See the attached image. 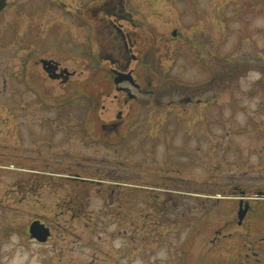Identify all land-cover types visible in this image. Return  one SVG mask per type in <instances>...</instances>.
<instances>
[{"label":"rangeland","instance_id":"rangeland-1","mask_svg":"<svg viewBox=\"0 0 264 264\" xmlns=\"http://www.w3.org/2000/svg\"><path fill=\"white\" fill-rule=\"evenodd\" d=\"M73 3L80 5L78 0H16L0 13V107L5 104L7 109L13 92L20 103L14 109L18 124L0 135L12 147L1 146L0 152L27 149L29 167L48 173L25 174L43 187L41 203L34 193L30 207L12 198L0 202V264H182L183 259L187 264H229L232 253L244 261V253L254 245L261 246L255 250H261L258 257L264 259V243L258 241L264 238V0L128 4V11L144 24L141 53H148V64L155 70L152 86L161 88V107L145 106L142 120L134 125L142 147H135L138 140L132 135L117 150L101 137L73 136L68 124L84 116L80 106L92 98V85L107 106L103 121L117 111L113 81L110 84L100 72L109 63L97 55L108 42H88L77 34L78 27L56 17L53 22L27 14ZM91 44L98 47L93 57L64 54L93 53ZM28 53H55L77 74L60 87ZM91 68L96 74L91 75ZM26 76L35 84L25 86ZM191 91L197 95L188 104ZM157 96L145 95L139 101L147 104ZM5 110L1 108L0 115L9 117ZM108 164H116L127 181L130 215L106 210ZM11 173L0 168V198L14 189ZM77 174L103 182L91 185L95 190L88 201L83 200L88 184L69 178ZM166 190L173 195L175 210L158 215V203L170 197ZM241 199L250 202L252 211L238 225ZM87 203L91 215L72 212ZM35 219L51 229L45 244L25 233ZM241 228L253 229L252 235ZM138 248L143 252L137 253ZM184 253L188 256L179 257ZM171 258L175 262L165 263Z\"/></svg>","mask_w":264,"mask_h":264},{"label":"flooded vegetation","instance_id":"flooded-vegetation-1","mask_svg":"<svg viewBox=\"0 0 264 264\" xmlns=\"http://www.w3.org/2000/svg\"><path fill=\"white\" fill-rule=\"evenodd\" d=\"M11 1L15 2L16 0H7V7L2 12H0L1 14L9 8V4L11 3ZM78 2H80V5H76L75 3H73L74 5L72 6L58 4L57 8L48 6L43 7L40 13L39 9H33L27 12L28 17H30L34 13V15L39 14L44 18H49V21L53 22L55 21L56 17L60 22L65 21L64 23L66 24L76 26L79 29L77 34H82L83 36H86L88 42H93L94 44H96L95 42H108L104 50L98 49L97 55L100 59L109 63V67L101 69L100 72L105 75L104 78L107 79L110 84L113 81L114 89L116 91V94L113 98V103L115 102V104L117 105V111L115 115H113V117L109 118L108 121H103L101 114L108 112L107 106L101 102L102 100L99 99L100 95H96L95 93V85H92V92L90 91L89 94V96H91L92 98L88 101H84V104H81L80 106L85 109L84 116L76 117V120H71L68 122L70 134H72L73 136H78L79 138L83 136L91 140H96L97 138L101 137L109 141L107 146H116V150L121 149L122 145L126 142V139L128 140L130 136L136 135V139L138 141H136L137 144L135 145V147H142V140L140 138L141 133L138 131V128L135 127L142 120V111L144 110L145 106L150 107V105L154 106V104H158V108L161 107L159 96H157L159 94L157 89L161 88H158L157 86H152L153 79L151 77V73L155 70L148 64V53H145V55L141 53L143 49L142 46H140L139 41L143 40L142 35L144 33V24L138 22L135 19L134 15L131 14L127 9L128 4L136 6L138 3L142 2V0H78ZM73 36L75 35L73 34ZM111 42H113V44H111ZM94 44H91V50L93 53L64 54H68L72 57L77 58L93 57L95 49L98 48ZM92 46H94L93 49ZM28 54H30V57H34L32 59L36 60V65H41L45 73V68L42 65L43 61H51V63H48L46 65V69H51L53 78H50L47 73L46 75L50 80L59 82L60 87L68 86L69 82H71L73 77H75V75L77 74L76 70L70 71L68 67L63 66L62 62L54 56L55 53H47V55L45 53ZM64 69H68L69 72H63ZM90 73L91 75L92 73L96 74L92 68ZM117 79L122 81L117 84ZM4 83L5 84L3 87L4 91H6V87L8 85L6 84V81ZM30 84H35L33 83V80H31L30 76L24 77V85L28 86ZM143 85L145 86L143 87ZM8 91H14V88ZM190 93L193 94L191 95V97H188L185 102L188 101L192 103L194 97H196L197 95L196 91H191ZM155 94L157 96L156 100H153L151 102L147 101V104H144L139 101V99L145 95L152 96ZM13 96L14 92L13 94H11L10 100H7L6 110L4 106L5 104L0 107V112L1 108H3V110L7 111L6 114H9V117H4L2 116V114L0 115V135L6 133H4L5 128L10 129L12 126L14 128L15 125L19 122L17 121V117L14 115V109L20 103L16 102ZM66 103H73V101H66ZM197 103L201 104V101L199 100ZM23 105L26 108L28 107V105ZM26 122L30 121L27 120ZM26 122L24 123L26 124ZM121 127L126 130L121 131ZM98 128H100L99 132L97 130ZM150 136L152 137L154 135ZM19 145L26 146L27 143L20 142ZM1 146H5L6 148L12 147V142H2L0 140V147ZM108 159V161H110L111 163L112 161L110 160V158ZM30 163L31 156L30 153L27 152V149H11L0 152V168L2 167L4 169L12 171L13 173H11L10 176L13 178L14 182V189L7 190V192L5 193L7 197L0 198V202H4V200L8 201L10 198H12L13 202L16 204L30 207L34 193V197L38 198V202L41 203L39 197H43V194L41 193L43 187L41 186V184L34 180V176L27 177L25 174L36 173L41 174V176H47L48 173L45 172L43 174V169V171H40L30 168ZM56 163L57 160H55V164ZM108 165L109 168L107 169V171H110L109 178L107 179V181L110 182V184L106 187V195L104 194L103 196L104 199H106V197H108L109 199V201H106L109 206L106 210L110 214L114 215H130L127 212L126 202V188L128 185L127 181H125L123 175H121V170L115 169L116 164ZM120 167L121 166H119L118 168ZM60 170L62 169L60 168ZM60 170L56 169L54 170V173L59 176L57 172ZM16 171H18L17 174ZM19 172H22L24 174L21 175ZM60 176L62 177V175ZM69 178L88 184L87 186H85L87 193L86 196L83 198V200L86 201L90 200V194L92 193V191L95 190L92 189L93 186L91 185L103 184L101 179L97 181L93 178L83 177L81 174L69 176ZM164 185L167 188L171 187L170 183L164 182ZM165 192H168V195L170 196L171 193L169 190H166ZM171 196L168 197V199H166V197L163 198L161 204L158 203L157 208L160 209L158 215H164L167 211L175 210V204H173V207L171 208ZM77 197V199L80 198V193H78ZM68 202L71 201H66V203ZM243 204L246 206V203L243 202ZM88 205L89 203L86 204V207L78 208L77 206L76 208H72L71 210L77 215H91V213H89L87 210ZM251 211L252 207L250 206L249 202L248 215ZM184 215H186V213H184ZM32 222L33 221L29 222L28 226L25 229V233L30 237V226ZM241 229L243 231H246L249 235H252L251 233L253 229ZM255 230L257 232L261 231L260 229ZM217 236H220V234H217ZM258 241L264 243V238ZM260 247L261 246L257 245H254V247L250 246L248 252L244 253V261H240L239 259H237V257L234 256L235 253H232L230 255V258L228 259L229 264H264V259L258 257L261 255V250H255L256 248ZM135 251L137 253L143 252V250H140L139 248L135 249ZM168 252L171 251L168 250ZM233 252H235V250H233ZM180 256L187 257L188 254L184 253L182 255H179V257ZM251 257H253L255 261L250 260ZM173 258L175 259V255L173 256ZM174 259L171 258L170 261H166L165 263H173ZM124 261L127 262L126 259ZM187 262H189V260L183 259L180 263L187 264Z\"/></svg>","mask_w":264,"mask_h":264},{"label":"water","instance_id":"water-1","mask_svg":"<svg viewBox=\"0 0 264 264\" xmlns=\"http://www.w3.org/2000/svg\"><path fill=\"white\" fill-rule=\"evenodd\" d=\"M7 5V0H0V11H2ZM177 31L173 32V36H177ZM50 73V71H48ZM122 80H116V83L121 82ZM243 200L241 201V206L239 209L238 217L239 224H242L249 210V205L242 206ZM30 233L33 239L37 240L40 243H46L51 236V230L45 224L41 223L40 220H36L31 224Z\"/></svg>","mask_w":264,"mask_h":264}]
</instances>
